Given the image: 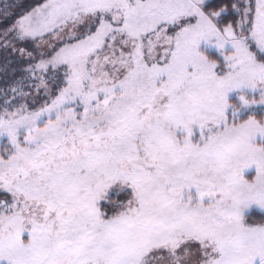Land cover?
<instances>
[{"label": "snow or ice", "instance_id": "obj_1", "mask_svg": "<svg viewBox=\"0 0 264 264\" xmlns=\"http://www.w3.org/2000/svg\"><path fill=\"white\" fill-rule=\"evenodd\" d=\"M0 264H264V0H0Z\"/></svg>", "mask_w": 264, "mask_h": 264}]
</instances>
